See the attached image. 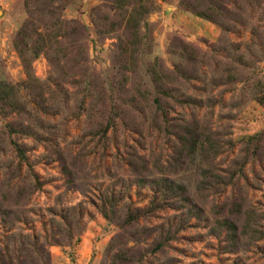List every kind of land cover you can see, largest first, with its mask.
<instances>
[{
    "label": "rangeland",
    "instance_id": "rangeland-1",
    "mask_svg": "<svg viewBox=\"0 0 264 264\" xmlns=\"http://www.w3.org/2000/svg\"><path fill=\"white\" fill-rule=\"evenodd\" d=\"M0 9V264H264V0Z\"/></svg>",
    "mask_w": 264,
    "mask_h": 264
},
{
    "label": "crops",
    "instance_id": "crops-1",
    "mask_svg": "<svg viewBox=\"0 0 264 264\" xmlns=\"http://www.w3.org/2000/svg\"><path fill=\"white\" fill-rule=\"evenodd\" d=\"M11 1L13 0H0V3L3 4V6H5V5H8ZM0 11L2 10L0 9Z\"/></svg>",
    "mask_w": 264,
    "mask_h": 264
}]
</instances>
